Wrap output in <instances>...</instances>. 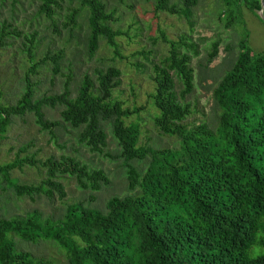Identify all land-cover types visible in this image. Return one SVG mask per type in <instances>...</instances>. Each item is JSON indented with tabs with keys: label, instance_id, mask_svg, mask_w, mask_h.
<instances>
[{
	"label": "trees",
	"instance_id": "obj_1",
	"mask_svg": "<svg viewBox=\"0 0 264 264\" xmlns=\"http://www.w3.org/2000/svg\"><path fill=\"white\" fill-rule=\"evenodd\" d=\"M7 0H1L5 6ZM42 0L38 16L45 15L59 31L58 23L93 57L101 41L115 48L117 38L127 33L114 28L117 19L104 0ZM77 5L73 6L74 3ZM226 28L244 25L241 8L255 13L264 0H225ZM199 0H158L157 11L190 20ZM11 0V19H0V50L19 39L31 71L36 72L40 43L38 30L17 26ZM63 19V21H62ZM80 19V21H79ZM262 20V18H260ZM83 21V22H81ZM263 21V20H262ZM87 30L82 34L84 25ZM61 32V31H59ZM170 51L155 65L156 90L150 98L158 113L155 127L174 137L175 148L140 144V126L127 120L140 113L114 97L121 70L96 71V82L85 74L75 97L65 92L35 98L30 80L15 105L0 106V137L13 116L32 113L39 126L53 131L66 124L77 130L80 144L103 153L110 128L125 161L130 194L113 196L105 210L73 203L59 219L44 218L35 210L22 216L0 217V264H264V52L249 45L244 31L238 54L228 61L222 76H210L209 66L218 56L212 46L206 63H200L202 83L212 81V118L193 123L195 113L187 101L195 89L193 57L199 46L182 36L171 41L162 32ZM64 51L48 52L46 61L60 73ZM182 85L178 90L177 81ZM62 106L61 120L49 121L44 108ZM198 122V123H197ZM139 163L136 166L134 163ZM35 158H17L0 166V189H13L18 197L66 194L61 179L75 177L81 188L100 191L108 178L102 170H90L81 160L63 156L41 162L47 177L39 184H20L12 178L16 168L36 165ZM142 165V166H141ZM1 198V191H0ZM1 203V200H0ZM46 243L65 253V262L35 255L29 245Z\"/></svg>",
	"mask_w": 264,
	"mask_h": 264
},
{
	"label": "rangeland",
	"instance_id": "obj_2",
	"mask_svg": "<svg viewBox=\"0 0 264 264\" xmlns=\"http://www.w3.org/2000/svg\"><path fill=\"white\" fill-rule=\"evenodd\" d=\"M42 0H19L20 4L14 10L17 26L25 31L38 30L37 41L40 47L36 63L40 64L36 72L31 71L27 55L22 54V44L19 39L14 45L0 50V106L15 105L21 98L28 80L34 87L35 98L44 95L61 94L68 88L72 96L77 94L80 82L85 74L96 82V71L116 67L121 70L120 85L114 92V97L131 110L142 108L139 114L127 121L138 123L140 126V144L155 148H175L174 137L162 135L155 127L154 117L158 113L150 98L156 90L155 65H160L170 51L169 44L161 37L162 32L171 41H177L186 36L199 46L200 55L193 57L192 67L195 69V89L187 96V101L193 105L188 118L193 123L206 118H212L211 95L214 87L212 81L202 83L200 63H206L214 43H219L218 56L209 66L210 76L218 78L226 69L225 60L238 54V43L245 30L249 32V45L255 52H264V22L260 20L261 12H251L245 6L241 8V19L244 25L225 26V12L228 10L225 0H199L190 20L167 12L157 11L158 0H104L109 11L114 12L117 19L115 29L127 34L117 38L118 51L101 41L100 48L90 57L84 46L77 40L70 41V35L58 23V30L45 15L38 16V7ZM177 0H171L175 3ZM65 0L64 10L58 11L65 16L70 5ZM77 5L76 3L73 6ZM13 9L11 0L1 6L0 19H11ZM63 21V19H62ZM80 21V19H79ZM83 22V21H81ZM87 27L84 25L82 34ZM58 50L64 51L60 73H54L52 61H46V54ZM228 61V60H227ZM207 64V63H206ZM177 81L178 90L182 85ZM62 106L44 108L49 121L61 120ZM198 123V122H197ZM108 145L103 153L93 152L79 143L77 130L69 125L55 128L53 131L44 130L38 125L32 113L25 116H13L12 124L4 136L0 137V166L13 162L17 158L33 157L36 165L26 164L12 172V178L20 184H39L47 177V168L41 162L54 157H73L87 164L90 170L105 172L108 183L103 184L100 191L84 189L75 177H64L61 182L65 196L55 193L49 198L46 195L34 198L18 197L13 189L1 191L0 217L22 216L35 210L40 211L44 218L59 219L63 216L68 205L83 203L85 206L105 210L106 202L113 196L130 194L127 180V165L118 158L119 147L113 138L110 128H107ZM138 166L139 163H134ZM142 166V165H141ZM26 250L35 255L54 258L65 262V253L56 246L46 243L29 245Z\"/></svg>",
	"mask_w": 264,
	"mask_h": 264
},
{
	"label": "water",
	"instance_id": "obj_3",
	"mask_svg": "<svg viewBox=\"0 0 264 264\" xmlns=\"http://www.w3.org/2000/svg\"><path fill=\"white\" fill-rule=\"evenodd\" d=\"M262 5H263V9L262 10H260V12H261V18H262V20H263V22H264V3H262Z\"/></svg>",
	"mask_w": 264,
	"mask_h": 264
}]
</instances>
